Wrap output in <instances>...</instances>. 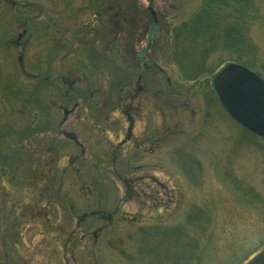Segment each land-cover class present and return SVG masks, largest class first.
Masks as SVG:
<instances>
[{
	"label": "rangeland",
	"instance_id": "1",
	"mask_svg": "<svg viewBox=\"0 0 264 264\" xmlns=\"http://www.w3.org/2000/svg\"><path fill=\"white\" fill-rule=\"evenodd\" d=\"M15 1L0 0V264H238L264 241V141L217 99L202 113L223 60L195 82L169 56L170 27L202 0H137L153 16L130 35L102 0ZM254 3L251 71L264 79V0ZM93 211L104 219L65 246ZM176 240L175 257L150 251Z\"/></svg>",
	"mask_w": 264,
	"mask_h": 264
},
{
	"label": "trees",
	"instance_id": "2",
	"mask_svg": "<svg viewBox=\"0 0 264 264\" xmlns=\"http://www.w3.org/2000/svg\"><path fill=\"white\" fill-rule=\"evenodd\" d=\"M2 1L12 8L19 6V3L15 0ZM254 2L255 0H202V5L198 11L191 14L179 25L170 27L169 33L171 34V46L169 48V56L170 59L179 68L181 75L186 80L198 82V80H201L202 77H206L205 75L206 73H208L209 69L208 66L205 65L214 58H220L223 60L224 65L218 70L219 72L230 65H238L249 70H252L254 68L253 59L255 57L256 48L250 36V31L253 27V24L257 21V11ZM26 3L28 4V2ZM137 3V0H102V2H100V12H104V14L102 13V15H107V13L105 12L113 10V8H111V6H113L115 9V17H118V14L121 15L122 31L118 30V32L119 34H125V32H130L129 30L135 23V19L137 16L142 15L148 17L150 15V18H152L153 16L152 13H150L151 10L140 9ZM31 9L37 15H43L44 10L42 8L32 5ZM16 27L17 29L27 31V25H25L24 22L19 21L18 24L16 23ZM151 27L152 33H155L153 30L155 29V27H159V24L153 22L151 24ZM147 51L148 50H146L145 52L147 53ZM145 55V53L142 54V56L144 57ZM218 71L215 72L213 70L209 72L212 83L214 78L218 75ZM205 94L207 97L206 107L203 108L202 113H204V117L207 118L211 111H215V102L216 99H219L214 86H212L211 90L207 91ZM180 96L181 93L178 91L176 93V97L179 99ZM218 102V105L224 109V111L237 125H239L246 136H252L264 141V138L254 134L253 132L243 127L228 113L222 103L220 101ZM42 126V129L44 130L45 124L43 122ZM18 137L20 138V136ZM76 161L77 160H75L74 163ZM129 167V171H132L133 169H139V167ZM42 180L47 181V178L43 177ZM58 190L59 189H56V192H54L55 194L53 196L55 199L54 201L56 202V206L59 202L63 210H71V201L68 200L69 206H67L64 196H62ZM42 194H45L41 196L43 199H47V196H49V193ZM49 214L50 211L48 213V218ZM103 217L104 213L100 211L83 213L81 218L75 221V226H73L72 229L74 231L71 230L70 233L66 236L64 245L66 246V244L69 243L71 245L72 240L76 238V228L79 225L83 224L82 222H87L91 219L101 221L102 219H104ZM107 220L112 221L111 219ZM155 221V223L147 225L148 229H146V231H143V234L152 236L156 232L154 230V227H160L165 223L164 221L160 220V217L155 219ZM195 221L197 220H192V222ZM104 230L105 227H101L99 231H95V238H97L98 234L103 232ZM158 236L161 237L159 233ZM145 239L149 238L145 236L144 240ZM156 243L157 244H155L154 247L149 249L159 257H162L163 254H167L168 258L172 256L175 257L178 255L177 250L179 251V249L182 248L180 247L182 246V242L179 240H176V242L168 241L167 244L163 241H158ZM143 244H149V242H143ZM263 247L264 241L256 244V246L242 260H240L238 264L245 263L250 257H252ZM163 258H165V256Z\"/></svg>",
	"mask_w": 264,
	"mask_h": 264
},
{
	"label": "water",
	"instance_id": "3",
	"mask_svg": "<svg viewBox=\"0 0 264 264\" xmlns=\"http://www.w3.org/2000/svg\"><path fill=\"white\" fill-rule=\"evenodd\" d=\"M214 85L229 114L264 138V80L249 69L230 65L214 78ZM245 264H264V249Z\"/></svg>",
	"mask_w": 264,
	"mask_h": 264
},
{
	"label": "flooded vegetation",
	"instance_id": "4",
	"mask_svg": "<svg viewBox=\"0 0 264 264\" xmlns=\"http://www.w3.org/2000/svg\"><path fill=\"white\" fill-rule=\"evenodd\" d=\"M33 181H34V179L33 178H31ZM37 178H35V180H36ZM49 190H50V188H48ZM48 189H46V191L48 192L49 190ZM54 189V188H53ZM45 191V190H44ZM53 191V190H52Z\"/></svg>",
	"mask_w": 264,
	"mask_h": 264
}]
</instances>
